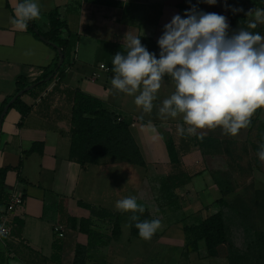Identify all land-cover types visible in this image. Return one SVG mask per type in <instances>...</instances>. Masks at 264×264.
<instances>
[{
    "label": "crops",
    "instance_id": "obj_1",
    "mask_svg": "<svg viewBox=\"0 0 264 264\" xmlns=\"http://www.w3.org/2000/svg\"><path fill=\"white\" fill-rule=\"evenodd\" d=\"M109 1L113 3L38 0L41 16L34 21L40 30L47 29V14L57 9L78 39L74 62L65 76L53 79L35 94H23L21 101L29 107L24 116L13 107L2 118L0 167H11L5 176L4 191L21 195L24 203L9 214L10 229L17 219L22 220L20 234L10 230L8 236H0V264H71L76 244L87 246L88 237L68 229L65 221L67 217L77 222L91 217L88 205L117 212L121 220L118 236L105 246L89 249L84 264H229L220 247L213 257L206 256L205 251L187 249L183 230L184 226L198 224L219 210L217 200L221 194L212 170L213 159L219 154L202 155L197 147H191L181 155L182 169L191 176L189 182L169 191L164 186L171 170L165 141L171 137L176 146L185 143L176 134V126L182 119H164L159 114L162 101L173 93L174 85L166 78L151 113H143L134 104V97L111 86L112 56L123 50L124 34L133 30L141 36L142 44L157 43L163 26L179 14L178 4L189 8L197 0ZM235 1L238 0L227 3L233 6ZM16 3L17 0H0V107L5 98L15 94L18 77L31 83L56 58L52 47L28 29H16L11 23ZM200 6L205 12L225 15L230 22L229 10L222 0L215 6L204 3ZM255 8H264V0L261 5L247 3L245 13ZM261 27L264 30V24ZM233 31L236 30L230 25L229 34ZM154 53L158 57L159 53ZM73 90L101 100L108 111L129 123L144 167L111 161L81 165L69 157ZM259 119L264 121V109H259ZM197 134L232 142L241 137L239 134L246 140L247 128L235 136L225 135L220 128L199 130ZM260 134L264 135L262 127ZM34 145L39 149H33ZM169 192L176 198L168 200ZM129 195L138 197L149 219H162L154 240L132 236L130 212L116 209V201ZM4 213L5 208L0 206V217ZM93 221L100 232H110L108 222L96 218ZM56 226L61 228V238L55 234ZM55 239L61 244L57 260L51 259ZM202 242H198L199 248Z\"/></svg>",
    "mask_w": 264,
    "mask_h": 264
},
{
    "label": "clouds",
    "instance_id": "obj_2",
    "mask_svg": "<svg viewBox=\"0 0 264 264\" xmlns=\"http://www.w3.org/2000/svg\"><path fill=\"white\" fill-rule=\"evenodd\" d=\"M200 3L215 6L218 0H197L183 15L175 14L157 39L158 57L142 44L141 36L127 31L123 50L112 56L111 86L134 97L143 113H151L167 78L175 90L162 101L159 114L164 119H182L176 126L178 136H197L199 130L216 128L235 136L251 124L257 110L264 109V35L251 31L264 24V8L249 10L246 15L253 19L247 27L229 34L227 17L199 9ZM222 3L233 14L243 11L227 0ZM40 16L38 0H17L11 23L26 30ZM256 155L264 163V143ZM115 207L132 213L129 220L143 240H151L162 227L161 218L140 219L137 213L142 215L145 208L135 195L117 200ZM5 232L0 226V236Z\"/></svg>",
    "mask_w": 264,
    "mask_h": 264
},
{
    "label": "trees",
    "instance_id": "obj_3",
    "mask_svg": "<svg viewBox=\"0 0 264 264\" xmlns=\"http://www.w3.org/2000/svg\"><path fill=\"white\" fill-rule=\"evenodd\" d=\"M94 2L113 3L109 0H92ZM247 3L261 5V0H242L235 1L234 7L242 8L243 11L233 14L229 11L230 25L235 30L246 28L247 23L252 20L245 13ZM198 8L201 9L200 4ZM179 14L183 15L184 11L189 9L184 4H178ZM48 27L45 31L40 30L35 21H30L27 29L37 38L41 39L47 45L52 47L56 52L54 62L44 68L43 73L33 82L28 83L25 78L18 77L15 81L16 92L14 95L4 99L0 113L4 107L17 93L29 85H33L23 94H35L43 90L53 79H62L65 76L66 70L72 66L75 57V46L78 39L76 33L71 32L66 22L61 18L57 9L50 11L47 14ZM253 32H259L264 35V30L261 25L256 29H251ZM149 51L159 53L157 43L147 41L144 44ZM59 52L63 56L62 62L59 64ZM22 94V95H23ZM72 108H71V144L69 157L74 159L81 165L84 164H101L105 161L125 162L134 164L140 167L145 166L143 156L137 146L130 130L129 123L121 118L117 120L118 115L108 111L101 100L83 93L79 90L72 91ZM19 95L10 104L9 108H17L24 116L29 107L21 101ZM2 119H0L1 125ZM260 127L264 128V121L259 119V110L252 116L251 124L247 127V138L249 142V150L257 153L258 147L263 143L262 139L255 140L260 134ZM197 136L183 138L184 145L176 146L173 139L168 137L165 141V146L169 158L170 172L165 177L164 186L169 191L177 187L187 184L191 178L183 169L181 155L188 152L191 147H197L202 155H217L224 154L227 157L231 156L230 141L219 139L212 136H203L199 139ZM33 149H39L34 145ZM255 167H259L258 161H255ZM11 167H0V206L6 208L9 201V194L4 191V181L8 170ZM216 184L219 188L221 197L217 200L219 210L206 217L198 224L184 226V234L186 238L185 246L192 251H198V242L203 241L206 256L213 257L218 254V248L227 242V231L225 227V219L227 215L233 214L240 219L243 229L240 241L236 246L228 248L226 257L229 264H264V230L257 226L256 220L264 221V189L254 188L252 197L247 200L241 196L235 197L230 203L226 202L225 197L232 191V187L225 179H217ZM168 200H173L176 197L169 192L166 196ZM170 203V202H169ZM91 217L88 219H76L67 217L65 225L68 229L83 232L88 237L87 246L76 244L74 258L71 264H84L87 259L89 249L96 246H105L111 238L118 236L120 233V214L117 212L108 211L103 208L89 206ZM132 215L130 212L128 222L131 235L140 238L138 230L129 220ZM140 216V219H149L147 209ZM93 218L103 222H108L110 232L108 234L100 232L93 221ZM22 220L17 219L10 230L11 233L20 234ZM56 234V233H55ZM157 237L155 234L151 240ZM53 254L51 259L57 260L61 250V244L55 239L52 244ZM247 262V263H246Z\"/></svg>",
    "mask_w": 264,
    "mask_h": 264
},
{
    "label": "rangeland",
    "instance_id": "obj_4",
    "mask_svg": "<svg viewBox=\"0 0 264 264\" xmlns=\"http://www.w3.org/2000/svg\"><path fill=\"white\" fill-rule=\"evenodd\" d=\"M238 136L241 137L230 142L231 156L227 157L220 153L212 162L215 177L227 180L232 187V191L225 197L227 203L237 196L249 200L253 195L254 188H264V163L258 160L256 153L249 150V142L241 134ZM257 139H262L264 143V135L259 134L255 140ZM255 161L259 163L258 169L255 167ZM256 223L260 229L264 230V221L256 220ZM225 227L227 242L220 248L226 253L228 248L236 246L240 241L243 226L240 219L229 214L225 219ZM199 251H205L203 242Z\"/></svg>",
    "mask_w": 264,
    "mask_h": 264
},
{
    "label": "built area",
    "instance_id": "obj_5",
    "mask_svg": "<svg viewBox=\"0 0 264 264\" xmlns=\"http://www.w3.org/2000/svg\"><path fill=\"white\" fill-rule=\"evenodd\" d=\"M121 118L122 117L118 115L117 120H120ZM23 203L24 198L21 195L14 192L9 194V201L5 208V213L0 217V226H2L6 230L4 234L5 236H8L10 233L11 219L9 218V214L21 208L23 206ZM55 233L57 238H61L63 236L61 228L58 226L55 227Z\"/></svg>",
    "mask_w": 264,
    "mask_h": 264
},
{
    "label": "water",
    "instance_id": "obj_6",
    "mask_svg": "<svg viewBox=\"0 0 264 264\" xmlns=\"http://www.w3.org/2000/svg\"><path fill=\"white\" fill-rule=\"evenodd\" d=\"M62 60H63V56H62L61 52H59V62L58 63L60 64L62 62ZM32 87H33V85H29L28 87H26L23 90L19 91L17 93V96L22 95L24 92H26L28 89H31ZM17 96L13 97L6 105H4V107H3V109H2V111L0 113V119L3 118L5 112L9 108L10 104L16 99Z\"/></svg>",
    "mask_w": 264,
    "mask_h": 264
}]
</instances>
